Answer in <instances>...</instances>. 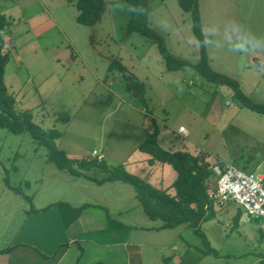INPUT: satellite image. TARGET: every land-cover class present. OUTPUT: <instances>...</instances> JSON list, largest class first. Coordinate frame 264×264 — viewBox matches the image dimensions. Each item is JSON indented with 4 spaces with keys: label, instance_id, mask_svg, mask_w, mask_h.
I'll return each mask as SVG.
<instances>
[{
    "label": "rangeland",
    "instance_id": "rangeland-1",
    "mask_svg": "<svg viewBox=\"0 0 264 264\" xmlns=\"http://www.w3.org/2000/svg\"><path fill=\"white\" fill-rule=\"evenodd\" d=\"M198 1L212 69L238 80L246 96L264 104V0ZM104 2L92 46L89 37L93 29L76 23V0H0V15L11 22L10 28L1 32L3 50L9 56L4 83L16 100V110L28 111L42 131H58L61 137L55 145L67 157L82 160L94 151L104 153L108 170L120 165L125 173L137 175L132 163L138 158L127 165L119 162L120 153L147 157L135 149L149 132L147 111L165 128L162 137L171 139L169 143L162 139L164 145H160L165 149L186 151L213 163L225 160L240 171L264 176V116L244 109L230 89L207 82L190 67L166 71L153 43L126 33L127 5L121 0ZM148 2L150 27L164 38L168 51L196 64L199 55L190 15L176 0ZM112 59L143 81L147 110H141L125 91L120 75L108 71ZM101 101L106 102L99 104ZM66 117L67 124L60 121ZM181 127L184 135L178 133ZM0 167L10 185L21 186L23 195L34 198L32 205L44 198L45 204L50 203L68 191L61 183L63 175L57 177L54 165L46 161L45 149L27 134L13 135L0 129ZM84 174L87 178H77L80 185H73L68 194L91 201L96 198L93 204L100 203L115 220L144 214L136 197L134 215L131 210L118 214L127 209L126 202L133 201L132 186L117 181L98 183L106 177L98 168ZM86 182L90 189L81 187ZM222 206L225 209L215 214V226L228 235L225 242L238 248L245 239L246 262L253 260L254 253L264 255V242H259L261 227L251 223L231 232L229 217L237 205ZM200 231L210 237L204 227Z\"/></svg>",
    "mask_w": 264,
    "mask_h": 264
},
{
    "label": "crops",
    "instance_id": "crops-1",
    "mask_svg": "<svg viewBox=\"0 0 264 264\" xmlns=\"http://www.w3.org/2000/svg\"><path fill=\"white\" fill-rule=\"evenodd\" d=\"M163 135L159 133L157 140L159 145L162 144V139L164 142H171V139L163 138ZM162 145L160 147L164 150H171L165 149ZM100 155L105 162L104 153ZM120 157L119 162L126 164L137 157L135 163H132L133 166H137L136 176L152 187L166 191L170 196L175 195L172 184L176 179V173L170 170V166L160 163L150 165L148 156H135L131 153L123 156L120 153ZM206 162L213 163L207 158ZM56 175L57 177L63 175L64 179L61 183L65 184L64 189L68 191L64 192L60 199H51L50 203L45 204L46 198H44L38 205L32 203L29 205L22 196L6 188L3 181L4 172L0 167V264L264 263V255L257 253H254L252 261L246 262L248 248L245 239L241 243L242 247L238 246V248L235 243L225 242L224 238L228 235L224 230L220 232L215 226L217 218L215 214L222 212L224 206L219 207L215 204L206 206L204 216L206 219L196 230L185 225L160 229L162 223L150 220L141 212H137L135 219L133 216L131 218L125 216L120 221L113 219L108 216V209L105 210L100 203L93 204L96 198L91 201L92 198H79L71 192L70 195L68 194L73 189V185H80L79 179L60 171ZM90 185L86 182L81 187L90 189ZM214 189L213 174L208 182V196ZM95 193L96 191L90 193V196L93 197ZM132 195L133 201L124 204L127 209L119 210V216L128 213L129 210L133 215L136 213L134 190ZM32 202H34L33 197ZM229 220L233 226L231 232H237L243 225L251 223L261 227L259 242H264L263 223L247 217L239 206ZM202 227L211 232L209 238L200 231ZM7 249L9 252L4 253Z\"/></svg>",
    "mask_w": 264,
    "mask_h": 264
},
{
    "label": "trees",
    "instance_id": "trees-1",
    "mask_svg": "<svg viewBox=\"0 0 264 264\" xmlns=\"http://www.w3.org/2000/svg\"><path fill=\"white\" fill-rule=\"evenodd\" d=\"M130 12L126 25L127 34H137L140 37L153 43L168 72H176L185 67L195 70L204 80L218 86H225L233 93L234 98L244 109L258 115L264 116V104L254 102L241 90L238 80L225 74L214 71L208 59L205 40L199 12L198 0H176L179 8L190 15L191 29L193 37L198 47V62L191 64L185 60L174 57L167 49L164 38L148 22L149 2L148 0H121ZM104 0H76L77 17L76 23L92 28L89 37L90 44L95 43L94 28L98 25L105 11ZM11 22L0 15V129L6 130L13 135L27 134L38 146L46 151V161L54 165L60 171L67 173L72 178L86 177L84 174L91 168H98L106 177L102 182L117 181L132 186L136 200L142 208L144 214L152 221L162 223L160 229L175 228L178 226H188L197 229L202 221L206 219L205 207L211 204L208 196V182L213 173L210 165L204 157H194L184 151L164 150L158 144V136L163 126L159 124L152 115L145 111V119L148 123V134L138 144L137 151L147 155L150 159L148 163H160L168 165L176 173V179L172 184L175 191L174 196H170L166 191L152 187L143 179L125 173L123 166H117L112 170L105 167V162H98L95 159H73L67 157L62 150H59L55 141L61 137L56 130L42 131L38 125L32 122V116L28 111L18 112L16 110V100L8 92L4 83V70L9 56L3 50L1 32L7 31ZM109 72H117L124 84L125 91L130 94L140 105L141 110H147L148 101L146 99V88L139 77L129 70L117 59H112L108 66ZM101 101L99 104H104ZM64 123L69 122V118H61ZM162 126V127H161ZM4 184L6 188L16 195L22 196L31 205L32 197H26L21 192V186L9 184L6 171H4ZM92 179V178H90ZM26 186L27 183H24ZM29 213V212H28ZM9 249L4 253H8Z\"/></svg>",
    "mask_w": 264,
    "mask_h": 264
},
{
    "label": "built area",
    "instance_id": "built-area-1",
    "mask_svg": "<svg viewBox=\"0 0 264 264\" xmlns=\"http://www.w3.org/2000/svg\"><path fill=\"white\" fill-rule=\"evenodd\" d=\"M178 133L186 132L180 128ZM91 157L98 162L103 160L96 151ZM211 170L215 175V189L210 192L209 200L218 206L234 203L247 217L260 220L264 225V176L240 171L221 159H216Z\"/></svg>",
    "mask_w": 264,
    "mask_h": 264
},
{
    "label": "clouds",
    "instance_id": "clouds-1",
    "mask_svg": "<svg viewBox=\"0 0 264 264\" xmlns=\"http://www.w3.org/2000/svg\"><path fill=\"white\" fill-rule=\"evenodd\" d=\"M183 129H184V128H183ZM184 130H185V129H184ZM98 154H99V153H98ZM90 158H92V157H90ZM92 159H93V158H92ZM95 160H96V159H95ZM102 161H103V160H102ZM102 161H101V162H102Z\"/></svg>",
    "mask_w": 264,
    "mask_h": 264
}]
</instances>
